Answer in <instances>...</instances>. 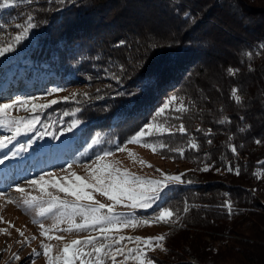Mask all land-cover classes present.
Listing matches in <instances>:
<instances>
[{
    "label": "trees",
    "instance_id": "trees-1",
    "mask_svg": "<svg viewBox=\"0 0 264 264\" xmlns=\"http://www.w3.org/2000/svg\"><path fill=\"white\" fill-rule=\"evenodd\" d=\"M188 1L185 8L176 0H18L0 10V31L29 16L38 27L17 41L23 53L0 63V100L85 84L48 108L58 123H46L43 133L44 154L67 134L87 161L124 143L181 87L186 111L176 119L187 131L164 137L188 168L184 182L170 184L148 210L176 214L157 264H264V5L230 0L235 10L217 16L227 0ZM197 11L203 17L193 20ZM163 13L176 25L168 27ZM201 55L203 65H194ZM230 68L238 69L234 76Z\"/></svg>",
    "mask_w": 264,
    "mask_h": 264
},
{
    "label": "rangeland",
    "instance_id": "rangeland-1",
    "mask_svg": "<svg viewBox=\"0 0 264 264\" xmlns=\"http://www.w3.org/2000/svg\"><path fill=\"white\" fill-rule=\"evenodd\" d=\"M19 1H22V4L24 3V0ZM176 1L185 2V6H183L185 8L191 6V3L188 0ZM221 1L222 0H219L218 2L221 3ZM257 1L264 5V0ZM232 4V1L230 2V0H227L225 2L227 9H218V12L220 13L217 12L216 15L225 16L232 13L235 10L234 7L232 8ZM238 6H240L239 3ZM158 7L161 8L160 6ZM206 7H208V5H206ZM163 9L166 11L167 8L163 7ZM170 10L168 11L169 13H171ZM197 12L198 13L194 14L193 17L196 18L193 20L199 19L200 15L203 17L200 11ZM169 13H163L162 15L168 21L166 25L168 27H173L177 23L175 19L178 18H171ZM210 17V19L206 18V20H213L214 16ZM219 21L220 20H218L217 23ZM179 22L180 21L178 20V23ZM28 23V20L23 24L13 22L9 26L3 28L4 30L2 32L0 31V48L11 46L14 49L11 52H6L4 56L0 57V63L7 61L11 57L15 58L23 53L22 49L18 48L16 37L17 35H20L21 39H30L33 28L25 32ZM18 25H22V27H17ZM118 40L120 41L118 38L113 42L117 43L116 41ZM21 43H24L23 39L21 40ZM108 43L111 44V42ZM115 55L120 56L121 52L115 51ZM204 59L205 56L201 55L198 62L202 63H195L194 65H203ZM84 86L86 85L77 84L68 88L54 86L49 88L45 93L36 96L7 95L6 98H1L0 102H7L9 99H15L18 97L38 98L34 103H50L52 100L59 102L60 100H64V97L78 94L75 91L77 89H84ZM57 88L62 89V91L49 95L53 89ZM180 90L181 87H179V90L168 91L166 95L163 96L162 101L152 113L151 117L147 120V123L142 126L144 127L148 124L153 125L151 134L143 139L144 142L154 145L155 151L152 148L145 147L144 143H128L129 138L133 137L142 128L141 127L124 143L109 150L114 153L113 155L105 157L103 161H98L96 165H93V161H96L97 155L102 156L104 152L96 154L87 161H83L82 158H80L78 151L73 147V141L68 140L67 134L62 138L61 142H55L54 146L49 149L48 154H44L45 149L48 148L46 147L47 143L43 133L45 131L44 126L49 122H52L53 124L58 123L51 121L49 117L50 113L47 111L49 107L45 109H37L33 112L31 110V105H25L13 109L7 118H0V136L12 135V132L7 126L9 119H24L26 115H29L33 119L35 116H39V121H41L40 123L37 122L35 124L34 131L26 132L13 139L10 143L6 142L5 146L0 147V158L5 156L9 157L4 165H0V191L7 194L6 197L0 198V217H3V221H0V264H47V257L30 255L33 249H36L38 252L43 251L41 248L42 241L51 246L50 255L54 258L55 264H62L60 257L63 255V247L65 244H70L73 240H80L82 242L80 245H76V248H80L85 254L91 253V256L81 255L79 258H74L73 264H81V261H84V264H95L96 254L92 251L93 246L99 247L101 244L112 245L113 251L117 247L124 246L127 250L134 248L136 242L134 240L129 241L128 239L121 241L119 240L121 236L125 238L154 237L163 234L171 223H161L152 226L138 224L135 227L120 224L112 227L111 231L107 233H101L98 230V227L84 228L83 230H77L75 228V224H81L84 222V210L95 204L96 201L105 205L113 206V213H108L105 208L100 211V216L115 215L122 221H142L155 216L156 213L160 211L158 210L152 214H148V210L160 200L153 202L152 206L149 208L133 209L130 206L131 201L124 199L120 203H116L92 189H89V192L92 195V200H77L75 196L61 192L58 187H53L51 183L46 185L45 190L42 191L40 185L30 186L29 181L36 180L40 176H45L46 180L51 179L57 184L68 185L70 182L75 181V176L71 175L72 173H75L77 176L84 178L86 183H92L93 170L101 163L109 165L110 167L118 168L121 172L127 170L129 173L138 176L141 179H153L159 181L165 179L163 174H182L187 170L188 164L184 159L180 158L181 150L176 148L177 146H171V143H166V137H164L165 135H169L172 139L177 138L174 136H177L176 132L181 125L176 119L178 115L177 110L181 109L182 104V96L179 93ZM171 97H177V100L171 101ZM53 104H51L50 107ZM166 104L169 105L168 109L163 113H160L159 110ZM175 119L177 121H175ZM61 144L65 146L63 151H60L58 148ZM121 146H126L125 151L119 150ZM30 147L33 148L35 153H32L29 156L24 154L26 152L20 153L22 149L25 148L28 150ZM13 153H16V155L13 156ZM21 155L23 156L21 157ZM19 158L21 160H19ZM69 165H72L70 169ZM90 165H92L91 168L89 167ZM62 169L67 171H62ZM157 169L160 171H157ZM46 173H53V177H47ZM65 177H67V180L64 179ZM18 187H23L25 192L20 193L16 191ZM52 196H58L59 200H63L67 206L65 207L64 204H61L59 200H57L55 202L56 206L51 207V204L53 203ZM31 197H37L36 201L29 205L23 204L24 200H30ZM9 199L16 201V203H7L6 201ZM260 201L264 203L263 196H261ZM41 213H43V215ZM89 215L91 214L89 213ZM34 220L36 223H33ZM70 221L74 223H70ZM40 223H43L46 228L50 229L48 233L49 236L63 237V239L58 240L53 238L49 240L47 237H42L40 235ZM70 227L72 230L68 231L67 229ZM17 229L22 230L25 236L21 237ZM105 235L109 237L107 240L104 239ZM32 237H35V239H32ZM90 237H97V239L93 244L83 243ZM25 238L30 240V244L26 243L21 245L20 243H17ZM115 241H119V243H115ZM74 251L75 248L69 252V257H72ZM160 252L161 250L158 248L156 250H148L147 256L156 259L160 255ZM105 253H108L107 248L101 253L103 264H113L110 255H105ZM13 254H19L21 259L15 260ZM116 262L117 264H138V261L134 258H125V256L119 254H116Z\"/></svg>",
    "mask_w": 264,
    "mask_h": 264
},
{
    "label": "snow or ice",
    "instance_id": "snow-or-ice-1",
    "mask_svg": "<svg viewBox=\"0 0 264 264\" xmlns=\"http://www.w3.org/2000/svg\"><path fill=\"white\" fill-rule=\"evenodd\" d=\"M61 3L67 4L68 0H60ZM72 3H75L76 0H71ZM17 3V0H0V9H4L7 7L15 6ZM185 17L187 19H193L190 17L187 13H185ZM32 17H28V26L25 28V32H27L29 29L38 27L36 24H32ZM17 27H22V25H18ZM21 39L20 35H17L16 40L19 41ZM123 43V42H121ZM261 48L264 49V45H261ZM14 49L11 46H8L6 48H0V57L4 56L6 52H11ZM248 55H252L249 53ZM238 69H228V72L230 75H235ZM62 91V89H53L49 95L53 93H58ZM239 92V89L233 88L232 89V96L235 99L237 103H242V99L237 93ZM38 98L32 97V98H15V99H9L7 102H0V118H7L9 113L18 107L25 106V105H31V110L35 112L37 109H45L50 107L51 104L57 103L58 101L52 100L50 103H34ZM63 99L67 100L68 97H64ZM177 97H171V101H176ZM169 105H164L163 108H161L159 111L160 113H163L166 109H168ZM180 111H186V109L181 107V109H178ZM243 119V117H241ZM39 122V116H35L33 120H27L24 119H9L7 122V126L9 130L12 132L11 136H0V147L5 146L6 142H11L16 137L26 133L31 132L35 130V124ZM81 121L77 120L74 122L73 125H70L68 128V131H71L73 127L80 124ZM153 128L152 124L145 125L142 127L133 137L129 138L128 143H144L145 147L152 148L155 151V147L152 144H148L144 142V137L151 134V130ZM178 131L181 133H184L187 131V129L184 127L183 124L179 126ZM197 131H200V129H197ZM243 131V129H241ZM97 141H93V143H97ZM257 144L261 143V141L257 140L255 141ZM211 143V141H209ZM126 146H121L120 151H125ZM192 148H197V145L195 143L191 144ZM233 151H236L235 146H233ZM114 153L111 151H105L104 154L97 155L96 161H93V165H96L98 161H103L105 157L111 156ZM16 153H13V156H15ZM9 157L5 156L3 158H0V165H4L6 160H8ZM143 163V162H142ZM72 167V165H69V169ZM90 168L92 165L89 166ZM203 171H208L209 168L205 167L202 169ZM62 171H67L62 169ZM157 171H160L157 169ZM228 171H235L237 175H239L238 169H233L231 167L228 168ZM72 176H75V181L70 182L68 185H60L52 181L51 179L46 180L45 176H40L36 180L29 181L30 186L40 185V188L42 191L45 190V186L49 183L52 184L53 187H58L61 192H64L66 194H70L72 196H75L77 200L80 199H88L92 200V195L89 192V189H92L96 192H99L101 195L108 197L110 200L120 203L122 200L126 199L128 201H131V208H149L152 206V203L155 201H158L160 199H163V195L165 191L169 188L170 184L172 182L176 183H183L182 175H167L163 174L165 176L164 180H153V179H141L138 176H135L131 173H129L127 170H124L121 172L120 169L115 167H110L106 164H99L98 167L94 168L92 173V183H86L85 179L77 176L75 173L71 174ZM46 176L51 178L53 177V173H46ZM64 179L67 180V177ZM78 182V183H77ZM191 183V181H188ZM16 191L20 193H24L25 189L23 187H18ZM6 193L0 191V198L6 197ZM37 197H31L30 200H24L23 204L29 205L36 201ZM59 200L58 196H52L53 203L51 204V207L56 206V201ZM7 203H16V201L7 200ZM61 204H64L66 207V203L63 200H59ZM222 207H226L229 211V214H231L232 210V204L230 201H225ZM107 209L108 213H113V206L111 205H105L102 203H99V201H96L95 204L89 206L87 209L84 210V222L81 224H75V228L77 230H83L84 228H97L101 233H107L111 231L112 227H115L120 224H124L125 226H137L138 224H143L145 226H152V225H158L161 223L164 224H170L173 222L175 218V213L170 208H162L159 212L156 213L155 216L150 217L148 219H144L142 221H134V220H127L122 221L115 215H104L100 216L99 213L102 209ZM185 212L188 211L187 208L184 209ZM89 213L91 215H89ZM43 215V213H41ZM0 221H3V217H0ZM33 223H36L34 220ZM70 223H74L70 221ZM14 227V225H13ZM39 227L41 229L40 235L42 237H47L49 240L55 238L58 240H62L63 237H51L48 235L50 229L46 228L43 223L39 224ZM55 227V226H54ZM68 231H71L72 228L70 227L67 229ZM21 237H24L25 234L22 230L17 229ZM109 237L107 235L104 236V239L107 240ZM168 236L166 234H160L154 237H123L121 236L119 240L128 239L129 241H135L136 246L132 249H125L124 246H120L115 248L113 251L112 245H105L101 244L99 247L93 246L92 251L96 254L95 256V264H103V258L101 256V253L104 252V249H108V253H105V255H110L111 260L113 261V264H117L116 262V254L125 256V258H134L138 261V264H157V260L151 257L147 256L148 250H156L157 248L162 251H167L164 246V242ZM32 239H35V237H32ZM97 239V237H90L83 243L85 244H93V242ZM17 243L23 244H30V240L25 238L24 240L18 241ZM82 242L80 240H73L70 244H65L63 247V255L60 257L62 264H73L74 258H79L81 255H88L91 256V253L85 254L82 252L80 248H76V245H80ZM115 243H119V241H115ZM10 248V246H9ZM41 248L43 249L42 252H38L36 249L32 250V253L30 255L34 256H44L47 257V264H55L54 258L50 255L51 252V246L48 243L41 242ZM75 248V251L73 252L72 257H69V252ZM15 260H20L21 257L19 254H13ZM81 264H84V261H81Z\"/></svg>",
    "mask_w": 264,
    "mask_h": 264
}]
</instances>
